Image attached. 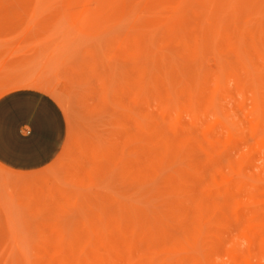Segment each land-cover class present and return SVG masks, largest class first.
Listing matches in <instances>:
<instances>
[{
    "label": "rangeland",
    "instance_id": "374dc122",
    "mask_svg": "<svg viewBox=\"0 0 264 264\" xmlns=\"http://www.w3.org/2000/svg\"><path fill=\"white\" fill-rule=\"evenodd\" d=\"M230 2L0 0V98L68 122L0 167V264H264V0Z\"/></svg>",
    "mask_w": 264,
    "mask_h": 264
},
{
    "label": "crops",
    "instance_id": "0c3cea01",
    "mask_svg": "<svg viewBox=\"0 0 264 264\" xmlns=\"http://www.w3.org/2000/svg\"><path fill=\"white\" fill-rule=\"evenodd\" d=\"M0 98V167L29 175L52 165L68 138L59 103L35 86H21Z\"/></svg>",
    "mask_w": 264,
    "mask_h": 264
},
{
    "label": "bare ground",
    "instance_id": "6f19581e",
    "mask_svg": "<svg viewBox=\"0 0 264 264\" xmlns=\"http://www.w3.org/2000/svg\"><path fill=\"white\" fill-rule=\"evenodd\" d=\"M223 1H225V0H223ZM227 1H229V0H227ZM230 1H231L230 3L233 4L234 1H233V2H232V0H230ZM221 2H222V1H221ZM236 2H237V1H236ZM236 2H234V3H236ZM232 6H233V5H232ZM232 6H231V7H232ZM235 6H236V5H235ZM238 6H239V5H238ZM240 6H241V5H240ZM240 6H239V7H240ZM221 8H222V7H221ZM221 8H220V9H221ZM233 8H234V7H233ZM236 8H237V7H236ZM236 8H234V9H236ZM220 9H219V10H220ZM226 11H227V10H226ZM35 82H36V81H35ZM35 82L33 83V85L35 84ZM29 83H30V82H29ZM31 84H32V83H31ZM36 85H37V84H36ZM44 85H45V84H44ZM261 141H263V138H261ZM263 145H264V143H263ZM75 176H77V175H75ZM78 177H79V176H77V178H78ZM77 178H76V179H77ZM73 179H74V178H73ZM82 179H83V178H82ZM82 179H81V181L83 182L84 179H83V180H82ZM78 180H79V179H78ZM71 182H72V181H71ZM78 182H79V181H78ZM72 183H73V182H72ZM76 183H77V182H76ZM84 183H86V182H83V185H84ZM78 184H79V183H78ZM28 186H29V185H28ZM84 186H85V185H84ZM78 187H79V186H78ZM200 216H201V215H200ZM199 220H200V219H199ZM201 220H202V219H201ZM199 229H200V227H199ZM149 230H150V229H149ZM151 230H152V229H151ZM195 232H196V231H195ZM196 233H197V232H196ZM193 236H194V235H193ZM196 236H197V239H198L199 234L197 233ZM187 239H188V238H187ZM194 240H195V239H192V242H194ZM195 241H196V240H195ZM187 243H188V242H187ZM184 244H186V242H185ZM187 245H189V243H188ZM179 246L181 247V245H179ZM182 247L185 248V246H182ZM184 248H183V249H184ZM189 249H190V248H189ZM184 250H185V249H184ZM170 251H171V250H170ZM166 252H168V255H169V253H170L169 250L166 251ZM166 254H167V253H166ZM168 255H167V256H168ZM171 255H172V254H171ZM171 255H170V256H171ZM170 256H169V257H170ZM103 257H104V256H103ZM99 258H100V256H99ZM82 259H83V258H82ZM80 260H81V259H80ZM104 261H105V260H104ZM104 261H103V262H104ZM180 262H181V261H180ZM181 263H183V262H181ZM183 264H184V263H183Z\"/></svg>",
    "mask_w": 264,
    "mask_h": 264
}]
</instances>
